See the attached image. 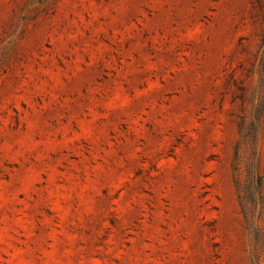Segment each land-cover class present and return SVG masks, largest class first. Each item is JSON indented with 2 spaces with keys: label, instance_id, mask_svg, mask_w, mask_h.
I'll use <instances>...</instances> for the list:
<instances>
[{
  "label": "rangeland",
  "instance_id": "1",
  "mask_svg": "<svg viewBox=\"0 0 264 264\" xmlns=\"http://www.w3.org/2000/svg\"><path fill=\"white\" fill-rule=\"evenodd\" d=\"M0 264H264V0H0Z\"/></svg>",
  "mask_w": 264,
  "mask_h": 264
}]
</instances>
